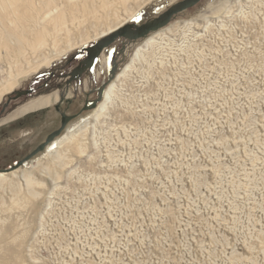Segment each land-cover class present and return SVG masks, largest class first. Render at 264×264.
Returning <instances> with one entry per match:
<instances>
[{
	"label": "rangeland",
	"instance_id": "obj_1",
	"mask_svg": "<svg viewBox=\"0 0 264 264\" xmlns=\"http://www.w3.org/2000/svg\"><path fill=\"white\" fill-rule=\"evenodd\" d=\"M29 1L39 3L0 0L2 21L21 25ZM46 1L25 13L41 18L26 35L32 43L0 48V105L28 87L35 94L14 109L71 94L80 82L69 86L65 74L97 32L144 23L180 0ZM139 48L147 62L124 78ZM44 55L56 59L47 66ZM102 57L118 70L106 116L97 118L105 98L83 113L74 103L80 114L27 160L58 114L51 105L7 117L0 145L13 148L9 167L23 163L8 171L21 187H0V264H264V0H202L145 37L117 39ZM82 128L86 150L54 163L49 154L66 148L58 141ZM23 170L40 182L35 198Z\"/></svg>",
	"mask_w": 264,
	"mask_h": 264
},
{
	"label": "bare ground",
	"instance_id": "obj_2",
	"mask_svg": "<svg viewBox=\"0 0 264 264\" xmlns=\"http://www.w3.org/2000/svg\"><path fill=\"white\" fill-rule=\"evenodd\" d=\"M84 1H86V2L89 1L88 3L90 4V0H88V1L84 0ZM88 3L85 4V5L88 6ZM46 4H47L46 0H39V3H38V1H32V2L29 1L27 3V6H26V9H25V12H24V17H26V19H25V21L24 20L20 21L21 25H6V23L2 21V17H0V25H3L0 28V48L5 46V48L9 49L11 46L12 47L14 46L15 47V51L16 52H20L25 44L32 43V40L28 39L26 37V35H29V32H31L33 30L31 28L32 25H41V22H40L41 18L40 17L37 18L33 14H29V15L26 16L25 13L28 10H31L30 12H34V11L36 12V10H39V11L43 10L45 8ZM4 8H7V7H4ZM88 8L90 9L89 6H88ZM61 18L62 17L56 16L53 19V21L55 22L56 20L61 19ZM26 21H28V23ZM55 23H57V21ZM123 24L124 23H122L121 21L120 22H116V23L110 25L107 29L100 30L99 32H97L96 38L97 39L98 38L101 39V38L109 35L113 31H116L120 27L124 26ZM125 25H126V23H125ZM40 38H41V32H38L34 36V39L35 40H40ZM155 43H156V40H155V38L152 37V38L148 39V41L146 42V46L147 45L148 46H154ZM110 46H112V45H110ZM110 46H108L106 48H109ZM147 52L148 51L145 50V48H139L136 51V53L134 55V63H131L130 65L129 64L126 65L124 67V69L122 70V74L124 73V75H122V76L124 78L128 77L129 73H131L133 71V69H134V67L136 65V62H141V60H145V61L147 60V57H146V53ZM101 55H102V53H101ZM43 57L44 58H42V61H44V65H47V66L52 64V62L56 59V58L53 59L52 57H49L48 55H44ZM105 62H106V60L102 57L101 60L99 61V64H98L97 67L101 68V66L104 65ZM42 65L43 64H38V66H36V67L40 68ZM120 78L118 80H120ZM118 91H119V86L116 85L115 82H112L110 84L109 89L108 90L106 89V91L104 93L105 96H106V97H104L105 101H104V103H102V105L100 107V114L97 116V118L99 116H106L107 115L108 109H109V105L115 103V97L118 95ZM1 95H2V93L0 94V102L2 100L1 99L2 98ZM52 99H55V100L58 99V93L57 92L42 96L41 98H39V100L34 101V102L26 105L25 107L20 108L18 111H14L10 115L9 118L12 119L14 117H17V116H19L21 114H24V113H26V112H28L30 110H33V109H37V108H39V109L41 108L42 109L44 107H48L49 104L51 103ZM86 129L87 128H82L80 130V132H78L77 134H73V135H70V136H65L63 139L58 141V143H59L58 145L62 146L63 144H65L66 148L64 149L62 147L63 148L62 149V148L58 147V148H56L54 150V152L49 154L50 157H52V160H53L54 163H56V162L61 163V162L65 161V160H67L68 154L65 152L66 150H68V151L72 150V151H76V152H84L86 150V145H84V143L80 139V136L85 134ZM57 140L58 139H56L55 142ZM49 142H51V141H49ZM51 172L53 173V171H51ZM16 175H17L16 171H12L10 173L6 172V171H0V187L1 188H6V187L12 188V187H14L15 190L18 189L19 187H21V185L17 186V184H19V181L17 183V182H14V179H12V177L16 176ZM22 178L25 181V185H26V188H27L28 192L31 195H33L34 198L37 197L39 195V192L35 189V185L40 183L39 180L33 175V173L31 171H27V170H23L22 171ZM15 192H17V191H15Z\"/></svg>",
	"mask_w": 264,
	"mask_h": 264
},
{
	"label": "flooded vegetation",
	"instance_id": "obj_3",
	"mask_svg": "<svg viewBox=\"0 0 264 264\" xmlns=\"http://www.w3.org/2000/svg\"><path fill=\"white\" fill-rule=\"evenodd\" d=\"M95 44H96V42L91 44V45H88L87 47H84L81 51H79V52H77V54H75L74 59L75 58L76 59L79 58V59H78L77 63H75V65L72 66V68L70 69V71L67 74L73 72L74 70H77L76 76H75L76 79L72 80L71 82H68L69 77L65 76L66 80H67L66 82L68 83L69 86L71 84H73L74 82H78V81L80 82L77 85L76 89H74L73 92H71V94H65V91L62 92L60 89L54 91V92L58 93V99L57 100L52 99L51 100L52 102L49 104L48 107H44L42 109L40 108V109L35 110V111L39 112V115H42L43 113L45 114L46 110L52 105L53 109L57 112L58 116L54 113H53V115L51 114V116H53L52 118L54 120L56 119V116H57V118H59V121H60V125L58 127H55L54 129L50 130L48 135L46 136L45 140L42 143L46 142V140L50 134L54 133L55 131H57L58 129H60L62 127L63 117L67 118V122L65 125V126H67V124L75 116L78 115L79 111L73 112L70 110V107L74 103L83 102L81 109H80V113H83V112L89 110V109H84V107L86 105H89L90 109H91V108L98 106L99 103L102 101V99H104V92H105L108 84L112 80L111 79V70H113L117 66V62H116L115 58L113 57L109 61H106V64L104 67L99 68V67H97L98 63H99L100 56H101V55H99L96 59L95 66L92 67V66H89L88 63H85V61L88 60V58H89L90 50L91 51L93 50V46H95ZM117 72H118V70H116L114 77L116 76ZM18 90L21 93L19 96H17L16 93H13L12 95L8 96V100L5 103H2L0 105V141L2 138H4L8 134L7 129L4 128L5 125L10 123V122H8L9 119L7 120V117L12 112H14L15 110L19 109L20 107H22L25 104L34 100V98H33L31 101L26 102L25 104H22L18 108L14 109V106L16 105V103H15L16 99H18L19 97L24 96V95L28 96L30 94H35V88L34 87L22 88V89H18ZM25 91H27V93ZM68 105H69V107L67 108ZM27 115L28 114H26V116ZM36 116H38V114ZM13 121H11V122H13ZM64 129H65V127H64ZM57 136H56V138H57ZM56 138H54V139H56ZM42 143L38 144V147ZM38 147H36V149ZM36 149H34V150H36ZM12 151H13L12 146H9L6 148V147H3L0 145V171L8 172L7 169H10L11 167L14 166V165H11L9 167V164H8L9 158L11 159L12 155H13Z\"/></svg>",
	"mask_w": 264,
	"mask_h": 264
},
{
	"label": "water",
	"instance_id": "obj_4",
	"mask_svg": "<svg viewBox=\"0 0 264 264\" xmlns=\"http://www.w3.org/2000/svg\"><path fill=\"white\" fill-rule=\"evenodd\" d=\"M200 1H202V0H180V1L176 2L175 4H173L172 6H170L163 13L159 14L158 16H155L153 18L146 20L144 23H140V24L135 23V22L127 23L126 25L120 27L116 31H113L109 35L98 40L96 42L95 46H93V50L92 51L90 50L89 58H88V60L85 61V63H88V65L92 66V67L95 66L97 57L99 55H101L102 51L106 47L112 45L117 39L124 38L127 41H132V40H136L138 38H142V37L148 35L150 32L159 30L162 27L167 26V24H169V22L172 20V18L175 15H177L178 13H180V12L190 8V7H193L194 5L199 3ZM116 70H117V66L113 70H111V79H113V77L116 73ZM76 71L77 70H74L73 72H71L69 74H65L66 77H69L68 82H71L72 80L76 79V77H75ZM25 92L27 93V91H25ZM14 93H16L17 96H19L21 94L19 90L14 91ZM84 109H90V106L86 105L84 107ZM66 122H67V118L63 117L62 127L60 129H58L57 131H55L54 133L50 134L48 136L46 142L42 143L36 150H34L30 154H28L25 159L27 160V159L31 158L37 152L44 149L49 141H52L57 135H59L62 132V130L64 129V127L66 125ZM22 163H23V161H19L16 165H14L13 167H11L10 169H7V170L11 171L12 169H14L15 166H19Z\"/></svg>",
	"mask_w": 264,
	"mask_h": 264
},
{
	"label": "snow or ice",
	"instance_id": "obj_5",
	"mask_svg": "<svg viewBox=\"0 0 264 264\" xmlns=\"http://www.w3.org/2000/svg\"><path fill=\"white\" fill-rule=\"evenodd\" d=\"M157 11H159V9H157ZM135 19L139 21V20H142L143 17H142L141 15H137V16L135 17Z\"/></svg>",
	"mask_w": 264,
	"mask_h": 264
}]
</instances>
